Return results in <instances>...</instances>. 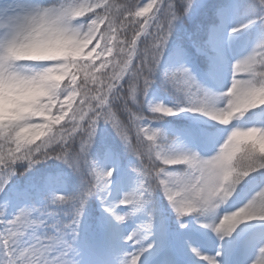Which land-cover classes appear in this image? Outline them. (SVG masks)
I'll list each match as a JSON object with an SVG mask.
<instances>
[{"label": "snow or ice", "instance_id": "6c2138e0", "mask_svg": "<svg viewBox=\"0 0 264 264\" xmlns=\"http://www.w3.org/2000/svg\"><path fill=\"white\" fill-rule=\"evenodd\" d=\"M0 264H264V0H0Z\"/></svg>", "mask_w": 264, "mask_h": 264}, {"label": "rangeland", "instance_id": "374dc122", "mask_svg": "<svg viewBox=\"0 0 264 264\" xmlns=\"http://www.w3.org/2000/svg\"><path fill=\"white\" fill-rule=\"evenodd\" d=\"M147 2H150V0H147ZM159 2V0H157ZM237 0H231V5H234ZM155 9L150 11L149 13L146 14V17L140 18V19H146L148 17H151ZM248 21L247 17H242L240 16L235 10L229 9L224 13L223 17V24L224 26L228 29V31H231V28L239 25L241 23H245ZM261 33L260 29H254V26H252L249 30L245 31L244 33L240 34L238 37V41L232 46L231 54L229 56V64L234 65L237 60L241 59L242 57L246 56L248 53H250L251 49L255 46V43L257 41V37ZM245 70L241 69L239 75H245ZM231 84V77H230V70L226 68L221 76V84L217 88V90H227L228 87H230ZM153 98L156 102H164L167 103L169 106H172L173 100H167L163 98L157 91H154L153 93ZM170 101V102H168ZM73 107H75V104H73ZM71 113H69V116ZM183 113L179 117H182ZM207 118V117H206ZM208 121L211 123H215L211 121L209 118H207ZM64 123H67V117L65 118L64 121L61 122L59 125H63ZM162 126L169 132L170 138H174V133L176 131H179L176 127L169 123H163ZM44 132H48V130H43ZM51 134V133H48ZM25 135H28L29 137H34L36 135H39L40 138L36 139L35 141L39 144L41 143L44 139L47 138V135L40 134L38 132H32L29 131L25 133ZM119 195V192L117 193ZM242 205H237V208ZM123 207V205H121ZM235 210V209H234ZM137 221H133L129 223L126 228H125V234L127 232L131 231L136 224ZM204 222H210L207 221L205 218L201 220V223ZM196 231H197V238L193 240V243L195 246L201 248L202 251H204L206 254H213V247H212V241L215 240V233L210 230V229H204L201 228L199 224L196 225ZM193 258L189 256V260L191 261Z\"/></svg>", "mask_w": 264, "mask_h": 264}, {"label": "trees", "instance_id": "16d2710c", "mask_svg": "<svg viewBox=\"0 0 264 264\" xmlns=\"http://www.w3.org/2000/svg\"><path fill=\"white\" fill-rule=\"evenodd\" d=\"M130 2H139V0H130ZM247 15H249L251 17V13H246ZM189 23V20L188 18H185V20L182 22V25H186ZM143 37H141L142 39ZM98 63V61H97ZM160 89V88H159ZM160 90H163V89H160ZM164 91V90H163ZM165 92V91H164ZM188 115V114H187ZM189 116L198 121V122H202L204 123L205 121L207 122V120L204 118V116L200 115V114H197V113H189ZM204 124H209L208 122L207 123H204ZM57 128H60V126H58L57 124L56 125H53L52 126V132H54ZM26 139H30L28 137L25 136ZM29 146H34V144H31ZM178 167H181V166H178ZM164 201L160 202V203H163Z\"/></svg>", "mask_w": 264, "mask_h": 264}]
</instances>
